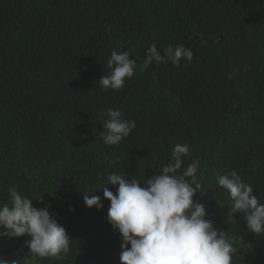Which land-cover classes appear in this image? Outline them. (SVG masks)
Returning a JSON list of instances; mask_svg holds the SVG:
<instances>
[{
  "label": "trees",
  "instance_id": "obj_1",
  "mask_svg": "<svg viewBox=\"0 0 264 264\" xmlns=\"http://www.w3.org/2000/svg\"><path fill=\"white\" fill-rule=\"evenodd\" d=\"M153 43L161 53L183 44L193 59L142 69ZM113 50L137 66L123 88L104 91ZM109 108L136 124L111 146L93 133ZM176 144L191 150L182 169L199 161L194 200L237 237L232 264H264V234L250 233L243 214L227 218L231 200L216 179L235 170L264 203V0H0V204L15 186L33 207L48 206L71 240L66 256L33 260L29 237L0 238V257L120 264L102 190L118 186L107 177L143 185ZM85 194L103 208H87Z\"/></svg>",
  "mask_w": 264,
  "mask_h": 264
},
{
  "label": "clouds",
  "instance_id": "obj_2",
  "mask_svg": "<svg viewBox=\"0 0 264 264\" xmlns=\"http://www.w3.org/2000/svg\"><path fill=\"white\" fill-rule=\"evenodd\" d=\"M193 53L183 44L167 46L163 53L155 43L145 52L142 69L171 63L175 67L191 63ZM110 73L101 76L104 91L120 90L131 79L136 62L127 51L113 50L107 61ZM107 119L99 135L106 145H117L136 127L134 120L124 119L118 109H107ZM184 158H191L188 144H176L170 162L160 174L144 180L110 173L108 183L116 187L113 193L104 187L103 197L109 203L107 222L121 237L120 264H232L237 252V237L215 229L207 218L205 206L194 200L201 189L196 174L198 160L182 169ZM217 184L231 200L227 218L243 214L245 226L255 235L264 234V203H260L253 187L245 184L235 170L218 176ZM43 199V198H42ZM37 200V201H42ZM32 199L23 196L15 186L8 189L7 202L0 204V238L27 236L25 246L33 260L60 258L70 250V238L65 228L50 214L49 207L37 209ZM83 202L89 209L103 208L98 195L85 194ZM0 264H17L16 260L0 257Z\"/></svg>",
  "mask_w": 264,
  "mask_h": 264
}]
</instances>
